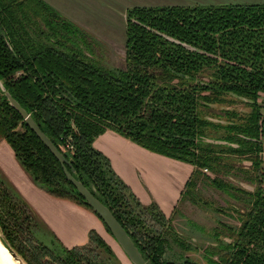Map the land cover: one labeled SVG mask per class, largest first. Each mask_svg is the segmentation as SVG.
<instances>
[{
	"label": "trees",
	"instance_id": "trees-1",
	"mask_svg": "<svg viewBox=\"0 0 264 264\" xmlns=\"http://www.w3.org/2000/svg\"><path fill=\"white\" fill-rule=\"evenodd\" d=\"M124 14L125 59L118 67L105 63L90 34L46 0H0L5 91L64 155L71 175L111 211L147 264H264L258 101L264 3L133 5ZM106 130L189 165L178 202L209 211L215 224L205 230L177 205L168 216L154 200L141 202L94 146ZM1 141L36 187L101 220L0 88ZM202 189L219 192L225 205ZM36 219L0 180V232L26 264H103L102 254L112 253L94 229L86 244L68 248L52 239L48 246L34 235Z\"/></svg>",
	"mask_w": 264,
	"mask_h": 264
},
{
	"label": "rangeland",
	"instance_id": "rangeland-1",
	"mask_svg": "<svg viewBox=\"0 0 264 264\" xmlns=\"http://www.w3.org/2000/svg\"><path fill=\"white\" fill-rule=\"evenodd\" d=\"M48 3H50L52 6H54L59 12H61L63 15L67 16L68 18L75 21L78 25H80L82 28H84L90 36L96 41L98 47L96 48L98 56L107 64L109 65H115L118 67L124 66V59H125V14L124 10L126 7H130L133 5H139V6H150V5H221V4H254V3H264V0H46ZM166 35V34H165ZM171 37V36H170ZM190 45V44H189ZM191 46V45H190ZM193 47V46H192ZM195 48V47H194ZM197 50V49H196ZM258 101L262 105V118L264 119V93L260 94ZM244 110V109H243ZM263 144H264V136L262 137ZM116 145V144H115ZM95 146V145H94ZM105 148V147H104ZM3 150H6L5 153L7 155L3 156L0 153V180H2L8 188L14 193V195L19 196L21 199H24L25 201L27 198L24 196V188L19 183H16L8 176L4 168L2 167L3 164L10 166L5 163H1V161H9L10 154V148L8 150L7 147L3 148ZM98 149V148H97ZM108 149V148H107ZM100 150V149H98ZM116 150V151H115ZM101 151V150H100ZM119 147L116 145V148L113 152H111L108 149V152L114 153L118 152ZM146 151V150H144ZM102 152V151H101ZM12 153V152H11ZM151 154V152H150ZM12 157V156H11ZM132 159L135 158L134 155L130 156ZM261 157L264 160V148L263 152L261 154ZM130 158V160H131ZM150 158V157H148ZM17 169L26 177L27 181L32 180L30 176L20 167L19 164L16 163L14 158L12 157ZM152 159V158H150ZM128 163V161H127ZM148 166H144V169H149L151 167V163L148 162ZM246 164H249V162H245ZM12 164V162H11ZM10 164V165H11ZM12 167V166H11ZM131 168V167H130ZM172 170V169H171ZM174 171V170H173ZM206 171V170H204ZM141 173L142 176L139 174ZM119 175V174H118ZM122 176V175H119ZM125 176L129 182V184L134 187L135 193L138 194L139 188L137 184H142L143 187L146 188L147 185L153 184L158 190H163L165 188V185L160 181L159 177L155 176L152 170L147 171V173H143L139 171L136 175L134 172V169L126 168L125 169ZM139 177V178H138ZM141 181H140V180ZM126 181V179H124ZM165 180L168 182V179L165 178ZM127 182V181H126ZM169 183V182H168ZM244 187L248 189H252L251 186L248 184H243ZM160 187V188H159ZM40 191H43L44 193H47L45 190L40 189L37 187ZM203 194L214 200V203L217 205H225V201L223 200L222 196L219 192L213 191L210 189H202ZM35 194H39L38 192H34ZM27 194V192H26ZM31 195L36 196L38 200H41L37 195ZM152 199L156 200L154 195L150 192ZM28 201V200H27ZM26 203L28 204V202ZM42 201V200H41ZM161 201V199H160ZM29 205V204H28ZM177 205V208L179 211H181L183 214H185L190 219L195 220L200 226L204 227L205 230H208V228H211L215 224V219L213 217V214H211L209 211L201 209L197 206H194L188 202H177L174 206ZM30 206V205H29ZM32 211L36 214V221L37 224L34 227V235H36L38 238H41V241L48 246H52L53 241L55 243H61L64 245V243L58 238L59 236L55 233L54 229L50 226L49 222L44 220V218L36 211L33 207L30 206ZM174 209V207H173ZM172 209V210H173ZM171 213V212H170ZM170 213L168 216H170ZM50 218L52 222L54 223V226L59 225L58 224V218H54L52 214H50ZM97 219V218H96ZM99 219V218H98ZM97 219V220H98ZM174 220L172 221V224L177 227L179 225L178 223V216H174ZM228 219V218H226ZM232 221L231 219H229ZM98 221H101L100 219ZM102 223V221H101ZM96 224V223H95ZM180 226L183 227L182 224ZM178 228V227H177ZM94 229V228H91ZM95 230V229H94ZM102 230L103 233H99L96 231L108 244V246L111 249L112 253H108L105 251L102 254V262L103 264H132L131 261L127 258L115 238L111 233H109L104 224L102 223ZM82 233V230L79 229V234ZM72 231L68 229H64V237H69L72 235ZM58 237H57V236ZM87 235V234H86ZM87 240L80 244H86ZM66 246V245H64ZM77 246V245H75Z\"/></svg>",
	"mask_w": 264,
	"mask_h": 264
},
{
	"label": "crops",
	"instance_id": "crops-1",
	"mask_svg": "<svg viewBox=\"0 0 264 264\" xmlns=\"http://www.w3.org/2000/svg\"><path fill=\"white\" fill-rule=\"evenodd\" d=\"M115 144L119 147V151L114 153L108 152V149L111 152L114 151L116 148ZM94 145L108 157L115 172L119 175H122L120 177L123 180L126 179L127 182L125 180L124 181L130 186L134 193L135 188L129 184L125 176V169L133 168L135 175L139 171L147 173V171H150L151 169L154 175L159 177L160 181L165 185V188L161 191L158 190L155 185L150 183L145 188L140 183L137 184L139 192L138 194H135L141 200V202L148 203L151 200H154L151 197V192L156 199L154 201L158 204L164 214L168 215L172 211L175 203L179 199L183 184L191 171V167L189 165L152 152L150 154V151L138 146L127 138L111 130H106L104 133L100 134L95 139ZM2 147H7L8 150L10 147L5 141L0 142V153L1 155L5 156L7 153H5L6 150H3ZM11 152L12 150L10 153H8L10 154L8 155L10 159L9 161H1L2 164H8L10 168L4 164L2 167L8 176L15 182V184L19 183L22 188L25 189L24 196L27 198L28 201H26L28 204L33 207L34 210H36L45 221L47 220L49 222L50 226L54 229L55 233L59 237L57 235L56 236L59 239L61 238L60 240L64 243V245H66V247L70 248L72 246L84 243L87 240L86 234H88V231L91 228H94L101 234L103 233L102 223L101 221H98V217L92 211L79 206L70 200L56 198L48 193H44L43 191H40L33 183L27 181L26 177L17 169L12 159V157L14 158L13 152ZM131 155H134L135 158L132 159L130 157ZM148 162L151 163V167L145 170L144 166H148ZM139 175L142 176L141 173ZM165 178L168 179L169 183L165 180ZM34 192H38L39 194H35ZM34 194L41 198L42 201L38 200L36 196H31ZM50 214H52L54 218L59 219V225L54 226V223L50 218ZM64 229L71 230L73 234L69 237H64ZM79 229L82 230V233L80 234Z\"/></svg>",
	"mask_w": 264,
	"mask_h": 264
},
{
	"label": "water",
	"instance_id": "water-1",
	"mask_svg": "<svg viewBox=\"0 0 264 264\" xmlns=\"http://www.w3.org/2000/svg\"><path fill=\"white\" fill-rule=\"evenodd\" d=\"M167 40L181 44L183 47L189 50H196V48L190 46L185 42H181L178 39L170 37L168 35L160 33ZM0 88L4 91L11 106L19 111L22 117L25 119L27 125L30 129L38 136V138L43 142V144L50 150V152L56 157V159L63 166V171L68 179L77 191L84 197L85 201L89 204L92 210L101 218L103 223L110 230L111 234L127 256L132 264H147L143 259L142 255L134 245L131 238L128 236L124 228L120 225L111 211L90 191L85 187L82 182L75 179L71 173L66 169L65 165L68 161L64 155L56 148V146L50 141V139L40 130L38 125L33 121L30 115L19 105V103L7 92L0 81ZM0 245L6 250L11 259L16 262V264H26V262L16 253V251L11 247V245L4 239L0 232Z\"/></svg>",
	"mask_w": 264,
	"mask_h": 264
},
{
	"label": "bare ground",
	"instance_id": "bare-ground-1",
	"mask_svg": "<svg viewBox=\"0 0 264 264\" xmlns=\"http://www.w3.org/2000/svg\"><path fill=\"white\" fill-rule=\"evenodd\" d=\"M0 264H16L8 255L6 250L0 245Z\"/></svg>",
	"mask_w": 264,
	"mask_h": 264
}]
</instances>
